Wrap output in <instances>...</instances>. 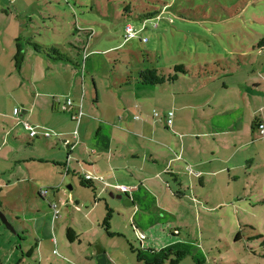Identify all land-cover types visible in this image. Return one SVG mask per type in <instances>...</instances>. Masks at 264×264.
<instances>
[{"label": "rangeland", "instance_id": "obj_1", "mask_svg": "<svg viewBox=\"0 0 264 264\" xmlns=\"http://www.w3.org/2000/svg\"><path fill=\"white\" fill-rule=\"evenodd\" d=\"M154 11L160 15L143 24L141 17ZM127 25L136 35L125 40ZM263 43L264 0H0V209L13 228L10 231L0 222V264H7L13 252L14 264H69L72 255L81 257L80 264H90L82 251L86 245L78 250V245L67 239L69 228L78 237L83 229H90L82 236L83 243L96 240L105 247L114 242L107 249L109 254L124 252V256H115L122 264H137L138 255L145 261L162 258L149 250L161 243H176L172 251L186 253L179 264H264V140L255 131L243 133L236 140L225 136V148L217 149L218 157L233 153L232 172L206 176L201 181L187 171L191 155L186 124L189 115L179 122L182 131L172 127L173 131L165 121L161 122L163 112L155 104L148 105L154 110L146 114L148 119L142 117L141 107L145 108L146 102L140 103L135 110L138 112L128 114L129 121L133 122L135 114L134 119L139 121L135 123L147 120L160 126L163 133L154 137L141 133L135 143L119 135L116 154L122 158L147 155L151 159L148 151L156 148L153 138L171 147L163 165L174 158L173 153L181 151L188 167L177 177L167 174L147 180L145 190L141 188L135 196L134 206L124 204L128 200L125 195L112 198L110 191L101 190L103 186L98 183L96 194L79 187V174L63 178L59 164L38 162L45 148L42 144L53 146L60 140L67 141L61 162H66L70 143L79 144L72 151L74 159L86 165L96 161L98 156L91 151H95L92 143L100 124L89 120L99 118L92 111L96 107V88L102 95L104 86L116 83L122 88L123 98L132 99L136 90L124 82L130 76L131 83H137L139 71L156 69L173 75L175 66H184L186 74L176 73L178 79L173 83L150 86L164 97L169 91L189 94L190 86L200 85L197 81L207 86L208 77L210 84L220 86L222 81L231 80L237 86L247 81L264 90ZM16 45L21 48L19 70L14 60ZM34 46L55 48L70 65L60 67V76L53 80L45 66L48 57ZM20 74L30 83L22 81ZM47 79L53 84L48 86ZM18 82L22 83L20 88ZM153 91L147 96L154 100ZM68 98L76 99L78 107L83 105L78 123L70 120L72 112L69 115L62 109ZM35 100V109L30 111ZM16 104L20 106L18 116L13 115ZM170 109L166 112L176 116L175 109ZM155 113L160 117L154 118ZM48 119L58 125L70 124L72 133L42 138V131L59 135L44 126ZM242 119V128L246 129L247 118ZM25 125L37 135L30 137L31 128ZM144 139L150 143H141ZM211 139L201 141L206 142V147L222 143L219 138ZM144 147L148 150L144 151ZM157 150L152 149V157L163 160L159 154L166 150ZM40 191L47 192L45 198L40 197ZM139 203L142 231L133 226L128 216ZM52 205L58 211L56 219ZM106 207L113 211L109 233L119 235L110 241L103 227ZM12 246L22 249L14 251ZM32 248V254L27 256Z\"/></svg>", "mask_w": 264, "mask_h": 264}, {"label": "crops", "instance_id": "obj_2", "mask_svg": "<svg viewBox=\"0 0 264 264\" xmlns=\"http://www.w3.org/2000/svg\"><path fill=\"white\" fill-rule=\"evenodd\" d=\"M21 59L22 58L18 60L19 63L21 62ZM45 61V66H48L46 69H49L50 72H52L53 80L60 76V67H68L67 65L69 64L54 61L49 58H47ZM19 63L17 62L16 64L17 70L20 69ZM72 68L74 69L76 74H78L76 67L72 66ZM69 75L72 76V72L70 73L69 71ZM76 77L77 76L74 75V78ZM20 78L22 79V81L30 83L29 80L26 81L23 78L22 74H20ZM205 79H208L207 86H202L201 82L197 81V83L200 85L196 87L190 86L189 94H185L182 91H169V93L167 92V97L159 94L157 90L152 89L150 86H144L139 83L126 84L124 82V84L128 85L126 87L130 88L131 86L136 90V94L132 96V99H129V97L123 98V92H121L120 90L122 88L119 87L116 83L104 86L101 92L104 90L105 92L104 94L102 93V95H100V91L96 88L94 102V104H96V107L95 110L92 111L94 112V114H97L100 119L89 118V120L91 122L100 124V126H98V131L96 134L97 139L92 143L93 147L95 148L93 149L95 151H91L96 152L95 154H97L96 156H98L99 158L97 157L96 161H90L91 163L89 165H86L85 163L74 159L72 155V151L77 149L79 144L70 143L69 145L68 143V152H70L66 155V162L65 160L61 162L60 160H63L66 154L64 150L65 148L63 146H67V141L60 140L59 144H53L55 148H53V146H50L47 142L43 143L42 145H44L46 149L42 147V156L38 157L40 160L38 162L41 164H64L65 168L62 170L61 174L63 178L64 176H69L70 173L79 174V176L83 178L86 175H89L91 177L90 181L93 183V189H90V191H92L94 194H96L97 192L96 184L98 183L100 184V186H103L101 190L106 189L110 191V196L112 198H115V196H117L118 199L120 195H125L129 200V204L131 203V205L134 206L136 202L135 196L140 194L141 188L145 190L147 180H150V178L158 179L167 174L177 177L184 174L186 168L188 167L185 160L181 157V151L179 154L173 153L174 158H169L166 164L163 165V162L167 158L168 153H170L171 151V147L170 145H166V143L154 141L153 138L151 141L152 144H154L158 149L156 152L166 150L164 154H159V157H162L161 159L163 160H157L152 157L155 154L152 153V149L155 151L156 148H152L150 151H148L151 159H149L147 155H145V157H142L138 154L122 158L116 154L119 147L117 144H115V142H119V135L126 136V139L131 140V142L135 143V139L139 138L141 136V133L145 136L151 137H154L156 133H163L160 126H154L151 123L147 122V120H142L140 121V123H135L139 122L138 119H134V117H136L135 114L132 115L133 117L131 120L133 122L129 121L128 114L138 112L135 111L138 107L137 105H140V103L145 101V108L141 107V114L144 115L142 117L148 119V115H150V112L154 111H151L148 108V105L150 103L155 104V106H157L158 109L163 112V114L162 117L157 115L154 116V118L160 117L161 122L165 121V126L170 127L169 129L171 130H173L172 127H176L177 130L182 131L179 122H181L182 117H184L185 115H189V123L186 124L189 130L188 136L190 138L189 147L191 155L189 156V168L187 171H189V175L191 177H197L199 180L203 181L206 176H217L223 175L225 173L230 174L233 169V165H231V157L233 156V153L226 158L220 159V156L218 157L219 153L217 149L225 148V144L223 142L225 140V136H227L228 138L232 136L236 140L240 139L243 133H253L254 131L259 136V133L255 129V125L261 122L264 123V90L260 89L261 86H259L258 84L254 85L253 83H247V81L245 83L238 82L237 86H234V84L231 83V80L224 82L222 81L221 85L219 86L216 83L210 84L211 77ZM47 80L49 81L46 83L48 86L53 84V80ZM18 85L17 87L20 88L22 83L18 82ZM191 85H194V83H192ZM151 90H154V100L153 98L147 96V93H149ZM83 98L81 97V99ZM67 100H69V98L65 100L62 109L68 112L69 115L71 114V112L73 114V112H75L78 108H81V110L83 109V105L81 107V103L79 104V107L78 105H76V99H74V101L70 99L72 102V106H66ZM18 104L20 103L18 102ZM18 104L15 105V111L13 113V115L15 116H18L19 114L20 106ZM33 104L34 105L30 107V111L35 109L34 106H36L37 104L36 100ZM21 106L23 109L26 108L25 104H22ZM146 108L147 110L145 111L144 109ZM167 108H171L170 111H173L172 108H174L176 111V116L173 115L172 112L167 113ZM27 112L28 111H24L23 114H27ZM169 113H172L171 117L169 116ZM104 114H109L111 116L107 118L104 116ZM243 117L247 118L246 129L242 128ZM116 121H118V123H116ZM44 126L54 130L55 132L59 133V135L54 133L56 135L54 136L50 132L42 131V138H57V136L61 137V134L68 135L69 133H72L69 127L70 124L58 125L51 119H48L46 122H44ZM121 126H123L124 129H122ZM237 126H240L238 130L236 129ZM214 128H220L222 131H213ZM169 129L167 128L165 132H167ZM101 134L105 136L103 138H100ZM166 134L171 137L173 136L169 133ZM72 136L74 138V134ZM177 136L180 137L179 134ZM131 137L134 138L131 139ZM210 137H212L211 141L215 140L214 138L216 137L219 138L222 143L219 142V145L217 146L215 142H211L212 144L206 147V142H202L201 140ZM141 143L144 144L150 142L147 139H144ZM228 148L230 149L229 146H227V150H229ZM135 149L137 150V148ZM147 150L148 149L144 147V151ZM173 164H175L174 168L172 166ZM78 185L79 187L87 190V188H84L80 185V179H78ZM120 187H126L127 191H120L118 189ZM68 189L70 190L71 187L69 186ZM46 195L42 198H45ZM78 204L79 203L77 202L76 207H79ZM139 211L140 203L137 205V207H135V209L132 210V214L128 216L130 217L133 226L142 231L144 230V224L141 222V215ZM147 229H149V227L145 228V230ZM88 231H90V229H83V233L81 231H78V234H80V232L82 234H80L77 239L70 241L72 242V245H78V250L82 249V244L86 245L82 251L83 253L87 254L85 255V259L88 263L122 264L120 261H118L117 258H115V256H120L121 253L124 256V252L116 251V254H109L110 250L107 249V246H114V242H109L105 247H100L96 240H94L93 242L87 240L85 241V243H83L82 239ZM116 236L119 235L116 234L114 236H108L110 238H108L107 241H110L111 238L114 239ZM7 240L10 241L9 238H7ZM24 242L25 241L23 240V243ZM175 244L176 243L172 245L170 243L168 245H166L165 243L164 245L162 243L159 245L156 244L152 249L149 250L154 252L152 253L153 255H157L161 254L160 252L164 250H173ZM36 247L39 248V244H37ZM120 247L121 250L124 249V247ZM13 249L14 251H16L22 249V247H13ZM15 257V252L11 253V255L6 259L7 264H10V262L12 261V264H14L16 259ZM68 260L69 261H67V263L69 264L81 263V257L78 255H72V257L68 258ZM143 261L145 260L143 259ZM152 261L145 262L151 263ZM137 262V264H145L144 262H139L138 260ZM163 264H167V261H165Z\"/></svg>", "mask_w": 264, "mask_h": 264}, {"label": "trees", "instance_id": "obj_3", "mask_svg": "<svg viewBox=\"0 0 264 264\" xmlns=\"http://www.w3.org/2000/svg\"><path fill=\"white\" fill-rule=\"evenodd\" d=\"M160 15V12L158 13L157 11H154L153 13H146V15H143L141 17V19H143V23H145L147 20H149V18H153L154 16L158 17ZM125 39V37H124ZM264 44V43H263ZM37 52L42 53L43 55L47 56L49 59L54 60V61H59V62H64V63H68L69 60L66 59L63 55H61L55 48H40V47H36L34 46ZM21 55V48L19 45H16V54L14 56V60L15 62H17L19 60V57ZM174 70L176 73H182V74H186V71L184 69L183 65H178L174 67ZM175 74L171 75H164L163 73H160L158 70L156 69H151V70H144V71H139L137 74V78L135 81H137V83L141 84V85H145V86H160L167 83H173L174 81H176L178 79V76ZM133 78L132 77H127L126 80V84H130L131 80ZM155 116H157V114L155 113ZM71 120L72 116H71ZM75 121V120H73ZM76 122V121H75ZM255 129H256V125H255ZM59 166H62V168H65L64 164H59ZM80 178V185L84 188L87 189H93V183L89 180H85L83 177L79 176ZM1 191V190H0ZM112 218V211L106 207V215L104 217L103 220V227L104 230L106 232V234L108 236H114L116 234H111L109 233V222ZM66 236L67 239L69 241H73L75 239L78 238V236L76 235V233L72 230V229H67L66 230ZM130 250L131 252H134L132 246L130 245ZM33 252V248L30 249V251L27 252V256H30ZM152 252V251H151ZM139 253V252H138ZM154 253V252H152ZM162 255V258H157L154 261H152L151 263L145 262L143 261V259H140V255H138L137 260L139 262H144L145 264H163L165 261L169 262V264H178L179 261L186 256V253L184 251H172V250H167V251H161L160 252ZM140 254V253H139ZM174 256L175 258L171 257Z\"/></svg>", "mask_w": 264, "mask_h": 264}, {"label": "built area", "instance_id": "obj_4", "mask_svg": "<svg viewBox=\"0 0 264 264\" xmlns=\"http://www.w3.org/2000/svg\"><path fill=\"white\" fill-rule=\"evenodd\" d=\"M135 35H136V32H134L133 27L131 25H127L125 27V35H124L125 40L131 39ZM66 106H72V102L70 100H67L66 101ZM81 115H82L81 108H78L75 112H73L72 119L75 120L78 123ZM169 116L171 117L172 113H169ZM25 127L27 129H30V127L27 126V125H25ZM256 131L259 133L260 138H262L264 140V123H262V122L258 123L256 125ZM29 135H30V137H35L36 136V133L32 130V128H31V131L29 132ZM74 137H76V133H74ZM84 179L89 181V180H91V177L89 175H86L84 177ZM118 189L120 191H122V192H126L127 191L126 187H120ZM39 195H40V197H44L46 195V191H40ZM52 209H53V212H54L53 219H56V217H58V211H57L56 205H52Z\"/></svg>", "mask_w": 264, "mask_h": 264}, {"label": "water", "instance_id": "obj_5", "mask_svg": "<svg viewBox=\"0 0 264 264\" xmlns=\"http://www.w3.org/2000/svg\"><path fill=\"white\" fill-rule=\"evenodd\" d=\"M118 199H121V196L118 197ZM124 204L126 206H132L131 203L129 204V200H125ZM0 222L2 223V225H4L8 230L13 231V228L11 227V225L9 224L8 220L6 219L5 215L3 214V212L0 209Z\"/></svg>", "mask_w": 264, "mask_h": 264}]
</instances>
